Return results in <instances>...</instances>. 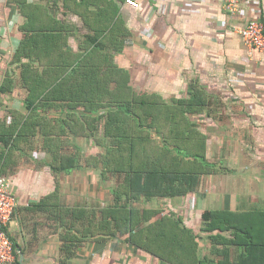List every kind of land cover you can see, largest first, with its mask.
Listing matches in <instances>:
<instances>
[{
	"label": "crops",
	"instance_id": "crops-1",
	"mask_svg": "<svg viewBox=\"0 0 264 264\" xmlns=\"http://www.w3.org/2000/svg\"><path fill=\"white\" fill-rule=\"evenodd\" d=\"M28 1L50 4L58 9L55 19L76 27L63 47L74 56L86 52L85 35L94 34L96 26L97 38L105 45L99 56L125 69L137 93L160 95L172 102L190 97L194 86L205 90L210 106L203 114L191 115V120L208 137L206 154L213 171L203 176L198 192L165 199L164 204L197 236L199 259L235 264L244 249L232 247L226 256L218 255V250L226 249L214 247L209 233L202 231V214L207 209L247 212L264 208V52L251 51L235 30L255 16L253 5L241 0L243 11L231 15L223 0H135L138 7L127 0H96L88 9L102 15L89 18L91 29L80 17L63 15L61 1ZM260 5L262 14L256 17L264 22V0ZM25 23L16 3L0 0V87L8 74L12 79V91L0 92V116L16 110L15 119L21 121L68 119L71 114L66 109L51 107L46 112L43 106L35 111L27 107L22 68L11 63L26 37ZM34 24L39 25V20ZM33 67L48 70L40 62ZM33 126L25 138H18L2 164L17 198L15 215L7 227L16 249L15 264H176L129 242L128 236H94L86 229L85 219L75 221L73 211H61L104 206L113 199L115 182L104 181L100 170L83 161L77 168L59 171L49 151L52 145H46L40 132L56 128ZM62 139L63 151L78 148L84 157L100 155L107 146V141L98 143L88 136L71 134ZM189 205L196 211H186ZM76 227L86 233L80 234ZM74 233L79 246L73 248L74 241L64 238ZM65 244L70 252L65 251Z\"/></svg>",
	"mask_w": 264,
	"mask_h": 264
},
{
	"label": "trees",
	"instance_id": "trees-1",
	"mask_svg": "<svg viewBox=\"0 0 264 264\" xmlns=\"http://www.w3.org/2000/svg\"><path fill=\"white\" fill-rule=\"evenodd\" d=\"M10 1L26 18L22 27L26 37L11 63L22 68L27 107L35 111L43 106L46 112L51 107L66 109L71 115L68 119L21 121L15 119L17 111L10 110L9 115L0 116V171L6 174L3 162L17 146L18 138H25L34 124L54 126L56 129L47 133L44 129L40 132L46 145H52L49 151L59 171L77 168L83 161L87 167L100 170L104 180L116 179L113 199L106 207L61 211H73L75 221L85 219L86 229L94 236H128L129 242L176 264H225L210 257L198 258L197 236L184 225L181 216L135 204L143 199L185 198L198 192L203 176L213 171L206 154L208 137L191 120V115L203 114L210 106L205 90L194 86L190 97L172 102L160 95L137 93L125 69L99 56L105 45L97 38L96 26L94 34L85 35L86 52L74 56L63 47L68 44V35L77 29L66 20L55 19L57 8L28 0ZM60 1L63 15L78 16L89 27V18L102 15L88 9L96 0L49 2ZM37 19L39 25L34 24ZM35 62L47 65L48 70H35ZM10 78L8 74L1 93L12 91ZM38 99L41 102L37 104ZM71 134L93 137L98 143L107 141L106 149L100 155L86 157L78 148L65 152L62 137ZM202 222V231L209 233L213 246L226 249L218 250V255L226 256L228 248H243L244 255L240 254L235 264H264V208L247 212L207 209ZM76 231L86 233L80 228ZM68 239L74 241L73 248L79 246L75 233L64 238L65 242ZM64 247L70 252L67 244Z\"/></svg>",
	"mask_w": 264,
	"mask_h": 264
},
{
	"label": "built area",
	"instance_id": "built-area-1",
	"mask_svg": "<svg viewBox=\"0 0 264 264\" xmlns=\"http://www.w3.org/2000/svg\"><path fill=\"white\" fill-rule=\"evenodd\" d=\"M127 3L135 7L139 6L135 0H127ZM246 3L253 5L252 13L255 16L248 18L243 25L236 26L235 30L242 35L251 51L264 52V22L260 17H256L262 14L260 0H247ZM223 4L224 9L231 15H237L243 11L241 0H223ZM13 25L14 22L10 21V26L13 27ZM16 209L17 198L11 189L9 177L0 171V264L16 262L15 246L7 229Z\"/></svg>",
	"mask_w": 264,
	"mask_h": 264
},
{
	"label": "rangeland",
	"instance_id": "rangeland-1",
	"mask_svg": "<svg viewBox=\"0 0 264 264\" xmlns=\"http://www.w3.org/2000/svg\"><path fill=\"white\" fill-rule=\"evenodd\" d=\"M103 179V178H102ZM104 180V179H103ZM111 180V179H109ZM108 179H105L104 181H109ZM114 182H115V186L113 187V189H115L116 187V179H113ZM113 197V196H112ZM177 198V197H176ZM143 199V198H142ZM165 202V199H162V198H152L150 200H141V201H138L136 202V206L137 207H142V208H145V209H153V210H163V211H169V212H172L174 210H170L169 207L167 205L164 204ZM108 205V201L105 203L104 207H106ZM200 205V204H199ZM199 205H196L197 208H199ZM100 207H103V206H100ZM190 207V209H188ZM185 208V207H184ZM212 208V207H210ZM182 208H177L176 211H185V210H181ZM186 211H196L195 209V206H188ZM168 212V213H169ZM185 213V212H184ZM197 213V212H196Z\"/></svg>",
	"mask_w": 264,
	"mask_h": 264
}]
</instances>
